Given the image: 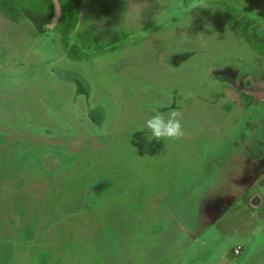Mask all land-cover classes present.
I'll list each match as a JSON object with an SVG mask.
<instances>
[{
	"label": "rangeland",
	"instance_id": "374dc122",
	"mask_svg": "<svg viewBox=\"0 0 264 264\" xmlns=\"http://www.w3.org/2000/svg\"><path fill=\"white\" fill-rule=\"evenodd\" d=\"M254 33L264 0H83L77 62L0 14V264H264Z\"/></svg>",
	"mask_w": 264,
	"mask_h": 264
},
{
	"label": "trees",
	"instance_id": "16d2710c",
	"mask_svg": "<svg viewBox=\"0 0 264 264\" xmlns=\"http://www.w3.org/2000/svg\"><path fill=\"white\" fill-rule=\"evenodd\" d=\"M58 1L61 5L62 17L56 29L60 32L61 43L67 56L77 62L89 60V55L79 45L69 47V37L78 26L83 0ZM54 13L53 0H0V14H3L13 23H17L24 18L28 19L35 25L37 33L41 35L48 32L44 30V27L51 23ZM84 43L86 45V39H83ZM249 43L255 52L264 56V38L254 33ZM245 97H247L248 102L252 100L248 96Z\"/></svg>",
	"mask_w": 264,
	"mask_h": 264
},
{
	"label": "clouds",
	"instance_id": "9594fccd",
	"mask_svg": "<svg viewBox=\"0 0 264 264\" xmlns=\"http://www.w3.org/2000/svg\"><path fill=\"white\" fill-rule=\"evenodd\" d=\"M202 3L203 0H195V5L197 7H201ZM179 117L180 112L177 110H172L167 114L156 111V114L146 121L147 142L151 143L153 140H178L182 138L184 131Z\"/></svg>",
	"mask_w": 264,
	"mask_h": 264
},
{
	"label": "water",
	"instance_id": "95a60500",
	"mask_svg": "<svg viewBox=\"0 0 264 264\" xmlns=\"http://www.w3.org/2000/svg\"><path fill=\"white\" fill-rule=\"evenodd\" d=\"M54 1V17L51 21V23L47 26L44 27V30H53L55 29L58 24H59V21L62 17V9H61V5H60V2L58 0H53Z\"/></svg>",
	"mask_w": 264,
	"mask_h": 264
},
{
	"label": "flooded vegetation",
	"instance_id": "af4514ba",
	"mask_svg": "<svg viewBox=\"0 0 264 264\" xmlns=\"http://www.w3.org/2000/svg\"><path fill=\"white\" fill-rule=\"evenodd\" d=\"M225 72H226V74L227 75H234L233 73H231V70H228V69H226L225 70ZM232 80H234V79H232ZM236 84V82H234L233 83V85H235ZM239 87H246L247 88V86H246V83L245 82H240L239 81ZM244 91H245V94L248 96V97H250L251 99H252V101H254V102H256V101H258V100H263L264 98L263 97H260V96H258V93L256 92V90H251L250 88H249V90H247V91H249L250 93H247L246 92V90L245 89H243ZM240 91V90H239ZM253 198H256L255 196H253ZM247 202V201H246Z\"/></svg>",
	"mask_w": 264,
	"mask_h": 264
},
{
	"label": "crops",
	"instance_id": "0c3cea01",
	"mask_svg": "<svg viewBox=\"0 0 264 264\" xmlns=\"http://www.w3.org/2000/svg\"><path fill=\"white\" fill-rule=\"evenodd\" d=\"M79 24V23H78Z\"/></svg>",
	"mask_w": 264,
	"mask_h": 264
}]
</instances>
